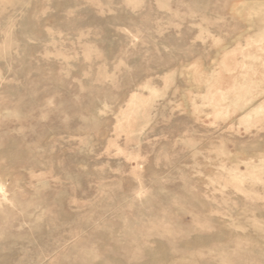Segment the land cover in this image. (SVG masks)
<instances>
[{
	"label": "rangeland",
	"instance_id": "obj_1",
	"mask_svg": "<svg viewBox=\"0 0 264 264\" xmlns=\"http://www.w3.org/2000/svg\"><path fill=\"white\" fill-rule=\"evenodd\" d=\"M0 264H264V0H0Z\"/></svg>",
	"mask_w": 264,
	"mask_h": 264
}]
</instances>
